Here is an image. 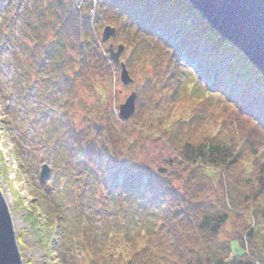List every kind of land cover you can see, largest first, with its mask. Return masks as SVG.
Here are the masks:
<instances>
[{
    "label": "trees",
    "instance_id": "1",
    "mask_svg": "<svg viewBox=\"0 0 264 264\" xmlns=\"http://www.w3.org/2000/svg\"><path fill=\"white\" fill-rule=\"evenodd\" d=\"M76 7V0H0V49L21 48L28 66L16 61L17 75L34 71L44 96L59 97L48 109L59 126L51 150L65 181L40 193L32 211L44 252L40 264H264L263 75L202 17L194 24L197 11L188 0H83ZM101 25L121 37L130 72L141 57L164 59L169 84L180 74V59L194 66L209 105L224 108L228 133H201L196 115L174 107L176 91L152 93L148 101L143 92L154 81L143 71L132 125L120 133V120L105 105L77 126L68 109L78 83L91 81L97 91L102 79L108 93L120 69L101 41ZM144 141L177 153L171 165L163 156L167 173L141 152ZM208 170L221 173L218 184L234 211L223 197L208 196ZM135 205L144 212L134 223L128 215L135 216ZM228 222L235 236L219 241Z\"/></svg>",
    "mask_w": 264,
    "mask_h": 264
},
{
    "label": "rangeland",
    "instance_id": "2",
    "mask_svg": "<svg viewBox=\"0 0 264 264\" xmlns=\"http://www.w3.org/2000/svg\"><path fill=\"white\" fill-rule=\"evenodd\" d=\"M81 1L83 0H76L77 9L81 6ZM197 15L202 17L198 12L191 15L196 25L200 23ZM103 30L104 27L101 25L100 38H102ZM19 32L17 26L11 28V36H19ZM119 39L121 37L116 36L104 44L106 50L110 43L114 45L116 50L117 46L122 44L119 43ZM129 56V50L124 49L120 60L124 62L129 59ZM16 61L21 62L22 66H28L25 61V53L21 48L12 44L3 45L0 49V189L11 212L23 264H40L44 257V252L38 242L36 230L31 226L32 211L35 210L34 206L38 207L36 198L40 193L49 195L51 193L50 187L63 186L65 181L58 177L60 171L55 167L56 157L53 156L51 150V146L55 143V139L52 136L58 133L59 126H56L53 113L48 109V106L55 104L59 97L49 92L48 95L50 97L44 96V82L37 79L34 71L23 74L20 78L15 72L14 65ZM164 62V59L158 58L153 61L151 57H141L140 61L132 62V72L127 68L133 79V82L129 85H123L120 81L121 68L114 71L108 93L103 92L102 79L96 81L101 84L99 86L96 83L97 91H95L91 81L89 83L86 81L79 82L74 105H71L68 109L70 118L74 119V123L77 126H82L84 117L88 116V113H92L90 116H93L96 109H103L105 105L109 109L107 112L110 117L112 115L118 117L117 110H119V105L123 104L132 92L137 94V91L141 89V85L144 84L143 72H145L154 81L150 86L151 88L143 92L148 101H151L154 93L170 95L172 91H176L177 100L174 107L181 109V111H186L188 115H196L197 124L201 126L199 128L201 133H208V135H214L218 131L228 133V124L224 123V108L220 104L209 105L210 102L206 100L208 95L204 90L203 84L197 80L194 66L192 67L186 60L180 59L178 67L180 74L176 75L174 83L170 82L168 84L167 75L169 73L164 72ZM146 105L149 107L150 103H146ZM88 107L91 108L88 109ZM118 120H120L119 117ZM133 123L134 119L132 116L128 121L120 120L116 127L121 133L124 125H132ZM206 129L208 132H204ZM163 144L162 142L150 147L149 143L144 141L142 144L143 151L141 152L148 155V159L154 158L157 168L164 166L168 172V166L163 164V156L171 157L167 161V164L171 165L174 162L173 156L178 157V155L173 149L162 151ZM249 162L250 160L242 161L236 168V173L243 172ZM44 165H47L51 171L49 176L42 180L41 171ZM248 170L245 172L246 174ZM207 173L210 177L206 185L208 196L216 202L217 199L223 197L226 200L227 208L234 211L236 208L232 207L233 202L229 198L227 189H225L224 185L222 187L221 184H218L221 180V173L214 170H208ZM130 202L126 203L127 207L132 205ZM235 203L240 205V202H236V200ZM135 207V216L128 215V217H131L129 221L134 223L139 222L138 219L144 212L141 206L135 205ZM39 213L41 214V211ZM128 214H131L130 211ZM241 221V217H238L237 224H240ZM253 227L255 229L258 227L262 228V226ZM225 229L226 231L220 235L219 241H229L234 238L232 222H228ZM260 241L259 239V242L256 243L260 244ZM213 245L212 249L218 247L215 244ZM246 248L250 250L248 246Z\"/></svg>",
    "mask_w": 264,
    "mask_h": 264
},
{
    "label": "water",
    "instance_id": "3",
    "mask_svg": "<svg viewBox=\"0 0 264 264\" xmlns=\"http://www.w3.org/2000/svg\"><path fill=\"white\" fill-rule=\"evenodd\" d=\"M207 24L222 38L235 46L264 77V0H188ZM116 35V29L106 26L102 33V43L106 44ZM109 57L120 65V81L123 85L133 82L129 71L120 56L124 46L108 45ZM137 94L132 92L127 100L119 105V119L128 121L136 112ZM51 169L44 165L41 179L45 180ZM158 172L167 168L160 166ZM0 264H23L11 212L0 189Z\"/></svg>",
    "mask_w": 264,
    "mask_h": 264
}]
</instances>
